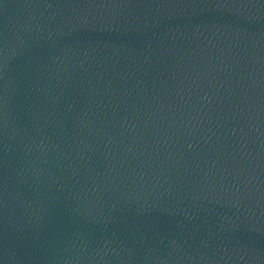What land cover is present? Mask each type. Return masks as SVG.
I'll return each mask as SVG.
<instances>
[{
  "label": "water",
  "instance_id": "water-1",
  "mask_svg": "<svg viewBox=\"0 0 264 264\" xmlns=\"http://www.w3.org/2000/svg\"><path fill=\"white\" fill-rule=\"evenodd\" d=\"M5 45L0 264H264V0H0Z\"/></svg>",
  "mask_w": 264,
  "mask_h": 264
},
{
  "label": "snow or ice",
  "instance_id": "snow-or-ice-1",
  "mask_svg": "<svg viewBox=\"0 0 264 264\" xmlns=\"http://www.w3.org/2000/svg\"><path fill=\"white\" fill-rule=\"evenodd\" d=\"M7 66V51L6 45L0 46V73H2L3 69ZM85 196L88 195L87 192L84 193Z\"/></svg>",
  "mask_w": 264,
  "mask_h": 264
}]
</instances>
